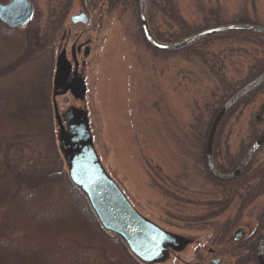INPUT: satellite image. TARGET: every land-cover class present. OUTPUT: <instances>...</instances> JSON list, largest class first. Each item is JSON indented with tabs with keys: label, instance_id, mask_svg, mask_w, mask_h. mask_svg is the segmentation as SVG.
<instances>
[{
	"label": "rangeland",
	"instance_id": "1",
	"mask_svg": "<svg viewBox=\"0 0 264 264\" xmlns=\"http://www.w3.org/2000/svg\"><path fill=\"white\" fill-rule=\"evenodd\" d=\"M31 1L35 5V15L29 30L25 32L26 28H23L19 32L20 43L17 44L16 39L10 42L6 37L3 41L0 35V73H4V78L0 76V107H5L3 113L18 115L21 102L40 110H47L49 105L54 143L61 160L53 155L49 134L45 132V117L36 115L31 124L24 120L26 127H30L29 136L19 140L10 137L0 143V166L15 168L20 148L21 168L17 170L34 176V171L42 164L56 165L64 169L69 178L57 141L51 101V70L43 65V57L37 59L33 48L30 52L24 48V41L29 44L31 36L36 38L35 35L39 34L43 39L45 21L54 11L57 0ZM85 2L87 12L90 13L93 5L100 6L104 12L102 26L94 34L84 106L89 112L96 151L108 173L144 215L182 235L202 236L200 246L191 245L184 253L186 260H198L201 255L209 258L207 248L219 249L221 242H216L215 235L228 219L238 218L237 224L246 227L247 234L255 231L258 219H264L261 217L264 214V192L252 196L251 191L261 181L259 177L264 176V143L250 160L245 179L221 185L209 175L198 140L212 110L219 104L224 88L243 86L256 77L254 68L264 62V35H219L188 50L162 51L143 39L138 1L135 7L132 0H71L69 13L72 15L82 10ZM172 4L192 27L202 25L210 11L219 13L225 23H246L232 22L235 15L243 14L248 23L264 25V0H172ZM169 7L171 4L165 0H147L150 27L156 38L164 42L185 37L162 12ZM66 24L67 21L62 27ZM12 64L18 68H12ZM57 102L60 109L69 104L66 98L57 97ZM0 122L6 129L17 125L8 119ZM35 129L41 136H32ZM262 133L264 82L225 116L215 136L214 163L227 166L232 160L240 159L243 151H247ZM253 171L259 175L250 176ZM13 180L7 183L0 180V259L3 255L18 262L25 254V257L31 256L28 257L31 261L17 264H42L48 256L67 264L71 248L81 249L80 253L87 249L89 239L79 236L81 228L70 230L73 228L70 224L64 228H57L60 226L57 224L53 230L42 229L52 232L40 240H31L36 231L31 230L34 228L26 218H54L59 211L55 201L61 193L54 196L52 208L42 210L34 197L17 196L10 185ZM21 204L24 205L23 211L19 207ZM11 206L21 217L10 219L7 212ZM32 223L34 227L39 225L35 221ZM54 232L58 237L52 240L50 237ZM46 243H53L56 247L50 249ZM78 244L80 248H76ZM96 244L94 247L100 250L98 253L112 257V249L104 247L106 242L99 239ZM226 258L224 264L235 261V257ZM11 259L0 260V264L14 263ZM98 260L107 261L101 256ZM114 264L129 263L118 261ZM164 264L183 263L169 259ZM246 264H257L255 255Z\"/></svg>",
	"mask_w": 264,
	"mask_h": 264
},
{
	"label": "water",
	"instance_id": "2",
	"mask_svg": "<svg viewBox=\"0 0 264 264\" xmlns=\"http://www.w3.org/2000/svg\"><path fill=\"white\" fill-rule=\"evenodd\" d=\"M138 1V18L144 39L162 51L181 49L205 37L224 32H253L264 34V25L251 23H223L206 27L181 39L164 42L158 40L150 30L146 0ZM33 16L28 0H11L0 3V19L8 25L20 26ZM85 18L75 16L74 19ZM70 66L63 53L57 56L53 79L52 105L56 121L59 149L63 155L70 181L87 198L101 226L118 235L130 252L142 264H164L175 252L187 250L192 237L167 229L139 211L123 192L119 184L108 173L94 145L86 102V83L74 75L67 81ZM264 82V70L230 95L219 107L210 122L205 142V163L209 174L219 181H231L240 176L255 152L264 143V133L248 148L237 166L230 172H220L213 159V143L217 128L228 110L244 95ZM70 92L76 101L60 109L57 97ZM264 228L257 249V264H264ZM219 260H214L218 262Z\"/></svg>",
	"mask_w": 264,
	"mask_h": 264
},
{
	"label": "trees",
	"instance_id": "3",
	"mask_svg": "<svg viewBox=\"0 0 264 264\" xmlns=\"http://www.w3.org/2000/svg\"><path fill=\"white\" fill-rule=\"evenodd\" d=\"M120 1H123V0H115V2H120ZM132 1L136 7L137 0H132ZM165 1L168 2L169 4H171L172 7L171 8L169 7L166 10L162 9V12L165 13L168 16V18L170 20H172L178 26L180 33L183 34V36L184 35L187 36L189 34H192L196 31H198L199 29H203V28H206L209 26H214V25H219V24L225 23V21L223 20L222 16L219 15V13H217L216 11H210L208 16L206 18H204V22L202 23V25L192 27L186 21H184V19L179 15L178 11L173 6L174 3L172 4V0H165ZM232 22H246V23H248L249 20L247 19V17L245 15L242 14L241 16L235 15L232 19ZM241 33L250 34L253 36H256L259 34V33H253V32H238V31L218 33V34L211 35V36L205 37L203 39H200L194 43H191V44L183 47L182 49L188 50L191 48H195L194 46L196 44H199V43L204 44L207 42V40L209 38L214 37V36L215 37L219 36V35L237 36L238 34H241ZM261 35H264V34H261ZM35 36H36V38H32V36H31L30 39L34 40V42L36 44L35 52L37 54V59H40L43 57V59H44L43 65H45L46 69H47V64H46V59H45L46 54L41 50V48L43 47V46H41V41H40L41 37L39 36V34H36ZM177 37H179V36H177ZM177 37H175V38H177ZM29 43H31V42H29ZM26 48H28L29 49L28 52H30V50L32 48V43H31V46L28 45ZM175 51H177V50H175ZM23 58L24 57H22L20 59L21 65L23 63V61H22ZM263 69H264V62L258 63V65L254 68V75L257 76L258 74H260L263 71ZM2 75H4L3 72L0 73L1 77H3ZM261 85H259L258 87H256L255 89H253L252 91H250L249 93L244 95L240 100H238L228 110V112L225 114V116L231 111V109L234 106H236V104L240 103L245 98H247L249 95H251L255 91H257ZM240 87H241V84L239 86L235 85V86H230V87L224 88V91H223V93H222V95L218 101L219 104L211 112V117L209 118V120L207 122V126H206L202 136L198 140L200 153H201V157L203 158V162L205 161L204 152H205L206 134H207V129L210 125V122H211L212 118L214 117L215 113L217 112V110L219 109V107L225 102V100L230 95H232ZM49 107L50 106L48 105L47 110H44V109L40 110V108H38V107H36V109H35V107H33L31 104H28L26 102H21L18 115L15 114L14 112L3 113V111L5 110V107L4 106L2 108L0 107V121H5L6 119H8V120H12V121L17 122L16 127H12V128L8 127V129H6V127L4 128V126H1V122H0V143H2L3 140H6L7 138H10V137L11 138L18 137V140H19V138L29 136L30 127L29 126L26 127V122H24V120L29 121V123L31 124L32 120L34 119V117L36 115L37 116L43 115L45 117V120H46V122L44 123L45 124V132L47 134H49L51 149L53 151V155L56 157L58 152H57L56 145L54 143V134H53L54 132H53V125H52L51 116L49 113L50 112ZM225 116L221 120L215 136L217 135L219 128H220V125L223 122ZM32 134H33L32 136H34V137L41 136V135H39V133L36 132V129L33 131ZM256 136H257V134H256ZM214 143H215V138H214ZM214 143H213V147H214ZM18 152H19L18 153L19 155L15 160L17 166L15 168L14 167L13 168H11V167L5 168V167L0 166V180H3L7 183V181L14 179L10 183V185H11V188L14 187L13 189L17 193V196H18V194H21V195H25V196L29 195V196L34 197L35 198L34 200H38V207L42 210L52 208V206H54V196L58 193H61V195L58 196V199L55 201L56 207H59V211H58V214L54 218H51V217L41 218L42 216L40 217V219L26 218V219L30 220V223L32 224V226L34 228L31 230L36 231V232L32 233L33 238L31 240L34 241L35 238H37V240L38 239L40 240L43 237V235H45V237H46L47 234L50 235V232H52V231L47 232V231H44L42 229L53 230L55 228L54 226L57 224L60 225L57 228H61V226H63V228H64L66 225L70 224L73 226V228H69L70 230H77L78 228H81L82 230H81V234H79V236L83 237L84 239H89L90 244L87 243L86 246H88V247L86 250L82 251L83 253L78 252L81 249L74 250L75 248H71V250H69L70 252L67 254V257H68L67 259H69L67 264H111L110 262L116 263L118 261H125L129 264H140L139 261H137V259L134 257V255L130 252L126 243L124 242V240L121 237H119L116 234H113L111 232L106 231L100 225L99 220L97 219L94 211L92 210L87 198L69 180L64 169L58 168V167H56V165L49 166V165L42 164L40 169H38L37 171H34L35 172L34 176H29L28 172H23V170H20V171L17 170V168H21L19 165L21 162L19 157L20 158L22 157V153L20 151V148H19ZM245 152L246 151L244 150L242 155L240 156L241 158ZM16 155H17V151H16ZM214 157H215V155L213 153V159H214ZM58 158H60V159H58ZM57 159L61 160V157L57 156ZM240 159L237 158L235 160H232L231 163L228 164L227 166L217 165L216 163H215V166L220 172H223V173H225V171L229 172L237 166V164H238L237 162ZM60 162L61 161H59V164H60ZM249 163H248V165H249ZM248 165L246 166L244 171L240 174V176L237 177L236 179L231 180V181H220V182L217 181V182L222 185V184H226V183H233L237 180L245 179L248 175L247 174ZM60 167H61V165H60ZM24 171H27V170H24ZM258 175H259V173H257L256 171H253L250 176H253V177L256 176L257 177ZM259 178L261 181L255 187V189H254L255 191L254 190L251 191V193L253 194L252 196H257V195H260L264 192V176L259 177ZM11 207L12 208L8 209L10 211L7 212L8 216L9 217L11 216L10 219L12 217H14V218L21 217L18 214V212L14 209L15 207L14 206H11ZM19 207H21V211L24 210L23 204H21ZM21 211H19V212H21ZM31 212H33V210H31ZM39 215H41V213ZM263 216H264V214L261 215V217H263ZM33 221L39 223V225L34 227V225L32 223ZM263 226H264V219H262V220L259 219L258 226H257L258 229L256 228L255 232H258L256 230H259V231L262 230ZM43 232H45V233L43 234ZM55 234H56V232H54V235ZM54 235H52V237H50V238H52V240H55L58 237L57 235H55V236ZM99 239H102L104 242H106V244H108V246H105L106 244L104 245L105 248L108 247V249L109 248L112 249L111 250L112 257L111 258L107 254H106V256H104L105 254L101 255L100 253H98L100 250H98L97 247H94L95 245H97L96 243ZM78 243H80V242L78 241ZM256 244H257L256 239H254L253 242H251V244H250L251 254H253V257H252V255H250V253H247V257L245 258V260L237 262V264H246L250 260V258H254ZM46 245H50L49 246L50 249H53V247H56V246H53L54 245L53 243H46ZM80 247H81V245L78 244V247H76V248H80ZM245 247L247 248V246H245ZM50 254L52 256L54 255L52 251L50 252ZM97 255L101 256V257H105L107 259V261L106 260L99 261ZM28 257L31 258L30 255H28ZM28 257H25V254H24V259L22 260L20 258V259H18V262H17V260H14V259H11V258H8V257L2 255L0 260L3 261L6 258L11 259V260H13L14 263H12L11 261L9 263H12V264L23 263L24 261H28V263H29L31 260ZM48 261L50 262V264H57V263L63 264L64 263L62 261L55 260L53 257L48 256L47 260H42V264H44V263L47 264Z\"/></svg>",
	"mask_w": 264,
	"mask_h": 264
},
{
	"label": "flooded vegetation",
	"instance_id": "4",
	"mask_svg": "<svg viewBox=\"0 0 264 264\" xmlns=\"http://www.w3.org/2000/svg\"><path fill=\"white\" fill-rule=\"evenodd\" d=\"M10 1L11 0L0 1V3L7 4ZM28 1L30 2L33 8V16L23 25H8L0 19V35L3 41H5L4 38L6 37L8 38L7 40L10 42L16 39L17 44H19L21 41L19 32L23 28H26L25 30H23L25 32H27L26 30H29L28 26L33 21L35 15V5L31 0ZM55 2L56 4L53 5L55 7L54 11L51 12L49 18H47V20L45 21V25L43 28V39L40 40L41 46H43L41 50L46 54L45 59L47 68L51 70V91L53 87L57 56L61 53L65 55V60L68 61L70 66V73L67 77V81L72 75H74V77L76 78H82L85 81L87 87V73L90 65V59L92 58L93 46L95 41L94 34L98 32L102 26L104 12L100 6L96 7L95 5H93L92 8L93 13L90 9V13L87 12L88 5L87 2H85L83 5L84 8L82 10H80L76 14L71 15L69 13L72 4L71 0H67V2L65 0H60V3L57 0ZM75 16H85V18L83 17L75 20ZM65 21H67V24L62 27ZM144 41L146 42L145 39ZM24 42V48H26L28 45L31 46L32 43V48L33 50H35L36 44L34 40L29 38V42L31 43L28 44L26 40ZM11 66H13L12 68H18V66L14 64H12ZM85 96V98L87 99V91ZM58 97L66 98L69 103L76 101V99L72 96L70 92L62 94ZM236 219H228L221 224L220 232L215 235L216 242H221V245L219 249L215 247L207 248V253L210 256L209 258H204L201 255L198 256V260L185 259L187 255L184 253L188 250L191 245L195 244V246H200L203 242L202 236H200V238H197V236L195 235L187 234V236L192 237V243L188 246L187 250L175 252L173 255H171L173 262H182L183 264H224L223 261L227 259L226 257H235V261L232 264H237V262L245 260V258L247 257V253H250V255H252L253 257V254H251L250 244L251 242H253L254 239H256V243L258 244V240L262 230H260V232L253 231L252 233L247 234L245 231L246 227L239 226L236 222ZM258 233V238H256L255 236ZM245 246H247V248ZM214 260L219 261L214 262Z\"/></svg>",
	"mask_w": 264,
	"mask_h": 264
}]
</instances>
